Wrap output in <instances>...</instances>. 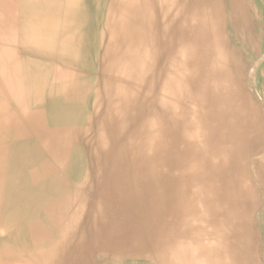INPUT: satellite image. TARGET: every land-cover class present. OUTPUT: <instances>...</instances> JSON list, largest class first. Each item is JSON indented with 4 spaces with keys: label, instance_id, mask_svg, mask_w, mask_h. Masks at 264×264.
I'll return each mask as SVG.
<instances>
[{
    "label": "bare ground",
    "instance_id": "obj_1",
    "mask_svg": "<svg viewBox=\"0 0 264 264\" xmlns=\"http://www.w3.org/2000/svg\"><path fill=\"white\" fill-rule=\"evenodd\" d=\"M259 231L264 0H0V264H259Z\"/></svg>",
    "mask_w": 264,
    "mask_h": 264
},
{
    "label": "rangeland",
    "instance_id": "obj_2",
    "mask_svg": "<svg viewBox=\"0 0 264 264\" xmlns=\"http://www.w3.org/2000/svg\"><path fill=\"white\" fill-rule=\"evenodd\" d=\"M106 7V6H105ZM104 7V9H103V12H102V14H101V16H100V18H99V25H100V22H103L105 19H106V15H107V13H105L106 12V8ZM3 10H6L5 9V7L3 8ZM4 13H7V10L6 11H4ZM101 29H103V28H101ZM103 44H105V41L103 42ZM102 55H103V50H100L99 51V58L100 59H102ZM95 87H100L99 85H96ZM102 97H103V92H102ZM93 103V99H92V101H91V104ZM102 111V107H101V110L99 111V112H101ZM91 110L89 111V113H88V111L85 113H82V115H83V123H85L86 122V129L84 130V132L86 133V138L84 139V141H89V148H93V146H94V141H92L91 139H92V136L95 134V131H97V126H95V125H92L91 127H90V129L88 128V123H89V117L91 116ZM94 129H93V128ZM96 129V130H95ZM83 132V133H84ZM93 132V133H92ZM90 153V154H89ZM92 154H94V151L92 150L91 152H88V157L89 158H93V155ZM92 155V156H91ZM87 158H85V160H86ZM88 161V160H87ZM89 208H88V210L85 212V217H83V219H84V224H87V222H90L91 221V219L94 217V214L92 213V211H91V208H93V204L91 203V205L90 206H88ZM261 212L262 211H260V213L258 212L257 213V215L259 214H261ZM259 215H258V217H257V219H256V225H259V223H260V221H259ZM86 220V221H85ZM258 230V229H257ZM260 232V238H261V257H260V260H259V264H264V261H263V259H264V235L261 233V231H259ZM262 236V237H261ZM148 248V247H147ZM149 249V248H148ZM151 252H152V250L151 249H149Z\"/></svg>",
    "mask_w": 264,
    "mask_h": 264
}]
</instances>
